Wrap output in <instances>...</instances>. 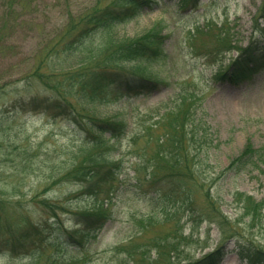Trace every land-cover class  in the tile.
<instances>
[{
    "label": "rangeland",
    "instance_id": "obj_1",
    "mask_svg": "<svg viewBox=\"0 0 264 264\" xmlns=\"http://www.w3.org/2000/svg\"><path fill=\"white\" fill-rule=\"evenodd\" d=\"M95 1L0 0V226L7 224L6 216L11 219L20 214L41 225L53 221L51 214L56 212L64 222L61 232L53 225L41 236L31 237V243L28 238L16 255L0 248V264L35 263L30 254L41 249L42 244L51 254L66 258L63 264H134L124 252L135 245L148 250L143 264H153L154 259L156 264H167L169 260L182 263L198 259L220 242L225 255L219 264H253L239 256L235 240L264 251V215L250 228L246 218L239 217L241 212L233 193L245 192L256 201L264 198V70L236 84L221 79L218 74L238 53L218 52L212 40L226 21L234 40L232 45L244 48L251 44L253 59L262 60L264 16L258 12L263 9L264 0H162L153 10L131 9L121 21L104 31L92 32L73 50L47 60L40 71L47 74L49 88L43 86L33 76L39 55L44 54L50 39L61 32L69 15H76ZM140 36L149 38L147 44L153 43L155 57L150 61L107 63L106 82L114 84L98 87L96 98L91 91L77 90L67 79L66 73L72 75L81 65L91 68L93 53L105 47L113 52L119 46L118 51L124 53L126 46L122 44L126 39ZM118 79L140 81L149 89L120 92L114 89ZM189 93L187 102L196 108L200 127L206 131L199 145H189L192 166L205 161L203 176L184 182L182 190L147 181L139 187L133 168L141 158L131 152V137L147 130L157 119V112L163 113L165 106ZM57 96L65 102V108L72 110L54 109L51 99ZM91 120L100 126L87 135ZM103 120H124L128 125L124 137L105 141L101 148L89 146L99 140L98 131L105 124L98 121ZM109 134H104L106 140ZM146 142L138 139L137 151ZM246 143L260 150L259 168L250 173H222ZM95 151L106 156L104 170L115 169L112 178L99 187L88 188L89 182L66 181L62 177ZM150 153L154 156L156 150ZM165 161H160L157 173L165 174ZM138 176L145 181L143 171ZM160 188L164 192L157 197L155 193ZM211 202L234 231L233 238L226 239L216 223L200 218L211 212ZM174 208L182 236L188 240L175 247L170 259L161 253L158 260L156 250L148 245L156 231L159 239L171 242V223L175 219L158 225L156 231L141 233L136 232L137 222L148 216L160 219L161 209L172 212ZM103 211L104 221L95 233L92 226L95 224L93 229H97L100 222L96 224L94 216L87 223L83 214L93 212L99 216ZM77 230L79 233L74 232ZM67 236L81 237L83 247L76 251ZM59 238L72 244L57 248Z\"/></svg>",
    "mask_w": 264,
    "mask_h": 264
},
{
    "label": "trees",
    "instance_id": "obj_2",
    "mask_svg": "<svg viewBox=\"0 0 264 264\" xmlns=\"http://www.w3.org/2000/svg\"><path fill=\"white\" fill-rule=\"evenodd\" d=\"M161 2L162 0H96L93 5L83 9L76 15H69L64 27L61 29V32L50 39L48 46L45 48L44 54L39 55L38 61L33 67V71L36 70V72L34 71L33 73L35 80L39 81L43 86L49 88L47 74H43V71H40L43 67H45L47 60H53L57 58L59 54L67 53L73 50L76 44L81 43L83 39L92 32L104 31L114 23L121 21L131 9L153 10L155 7H158ZM258 13L259 16H264V6L263 9L259 10ZM226 23L227 22L224 21L221 26L218 27V32H216V35L212 41L216 43L218 52H230L231 50H234L238 53L237 56L226 67V69L218 74V77H221V79H224L231 84H236L240 81L247 80L254 73L264 70V57L262 60L253 59L250 52L251 44L244 48L237 46L236 44L232 45L234 40H232L230 37L228 32L230 29L227 27ZM211 26H213L212 22ZM208 28L211 29L210 26H208ZM256 29L263 32V30H260L258 27H256ZM147 40H149V38L147 37L146 39L143 36L126 39V43L122 44L123 47L126 46L122 49L124 53H120V51H118V49H121V46L116 47L115 50L113 48V52H110L111 50H108L107 47H105L103 50L93 53V56L90 57V63L94 61L93 64H91L93 68H88L86 65H81L73 72L72 75L66 73V77L68 80H70V82H72L73 85L78 87L77 90H82L83 93L91 91V96L96 98V89L98 87L114 84V81L106 82L108 75L106 73L107 71H104V69L108 68L106 65L107 63H110V61H112V63H116L119 60L150 61L155 57L156 51L153 49V43L151 42L152 44H147ZM211 51L212 49L208 54H211ZM213 55H216V48ZM112 77L114 78L113 75ZM131 80L132 79H127L126 81L119 80L116 83L114 89L120 92L130 91L133 88L139 92L141 90L149 89V87L143 85L142 82ZM187 95H191V93L180 95L181 99L174 102L173 105L165 106L163 113H156L155 116L157 119L152 124L148 125L149 127L147 130H142L140 134H136V136L133 135L131 137V141L133 142L134 146V149H132L131 152H135V157L141 158L133 168V171L137 176L135 184L139 187L142 182L147 181L152 185H159L158 183H163L168 187H176V190H182L185 188L184 182H194L196 181L195 179L197 175L198 178L203 176L204 169L202 167L205 165V161L204 164L198 165L196 163L194 166H192L191 162L193 160V156L190 155L189 145H199L198 142H202L201 140L205 138L206 131L200 127L199 121L196 117V108H192L187 102ZM183 96L186 98H183ZM51 105L54 107V109L59 111H66V108L72 110L71 107L65 108V102L61 99V97L58 96L54 100L51 99ZM98 122L105 124V126L102 131H98L100 133L99 140L92 141L89 144V146L95 148H101L105 141L109 143L112 140H121L126 133V128L128 127L124 120H103ZM87 125L89 127V131L86 132L87 135H89L91 130H95V126H100V124H97V121L93 120H91V122ZM106 132L110 133L108 140L104 138V134ZM138 139L147 140L143 148L139 151H137L136 148ZM150 142H152V144L149 145ZM155 150L156 153L154 156H152L151 153L149 154V151ZM261 157L260 150L254 149L252 144L246 143L240 153L229 162L228 166L223 170L222 173H225L229 170L234 171L235 174H239L241 172L250 173L259 168L258 159ZM105 158V154L96 153V151L92 154L90 153L89 155H85L80 161L77 162V164H75L71 171L62 174V177L66 178V181L83 183L89 182L90 185L88 188H92L90 187L91 185L99 187L101 184H104L106 180L112 178V175L116 174L115 169L113 170L112 167H109L110 173L109 170L107 171L103 169V167L106 165L104 162ZM162 160H166L163 163L166 171L165 174L157 173L159 170V164L161 163L160 161ZM140 171L144 172L143 179L145 181H141V178H139L138 174ZM193 171L195 175H193ZM186 179H190L192 181H187ZM196 186H198V184H196ZM92 190L93 189H88V191ZM161 192H164L162 188L157 189L155 196L161 195ZM233 195H236V201L239 204L238 208L241 212L239 217L246 218L250 228H253L264 215V198L256 201L247 193L240 191H235ZM164 205L165 204L162 206ZM213 206L214 205L211 202V207L214 210L211 208L210 213L204 216L202 215L200 218H202V220L206 219L216 223V226L220 229L221 233L224 237H226V239L233 238L235 233L231 227H228L225 224L226 218H224L221 213H219ZM101 207L102 204H99L98 208ZM174 211L175 213H173ZM177 212L178 211H176L175 208L172 212L167 209H161L160 219L154 216H148L147 219L143 218L147 222H143V219L137 222L136 232L141 233L148 229L155 230L157 229L158 225L167 224L173 221V218L175 219V221L171 223L172 232L170 233L174 235L171 242H165L164 238L159 239V233L155 230L156 235L152 236L153 238L151 239V244L148 245L149 247H152L151 249L156 250L158 260H160L159 255L161 253L170 259L172 257L170 255L175 253V247L178 246L179 248L181 244H184V242L188 240V238L182 236V225L179 223V219H176ZM98 214L100 215L98 216L93 212L87 215H85V213L83 214V216L87 217V223L93 220L94 216V219L97 220L96 224H99L100 222V226L97 227V229H93L95 224L92 226V229L90 227L92 231L95 230V233L98 232L97 230H99V228L102 226L101 222H103L105 218L104 211ZM51 215L54 220L49 223L45 221L41 225L31 223L28 215L20 214L19 217L11 219L5 215L7 224L2 227L0 226L1 250H6L11 252L13 255H16L19 248L24 246V242H28V238L30 239L29 242L31 243V237H39L42 235V233H46L50 230L49 226L54 225V229L57 232H61L62 224L64 223L63 220L57 215L56 212H53ZM27 226H30V228ZM146 226L150 227L146 228ZM30 230L33 231L30 232ZM74 232L79 233V230ZM177 234L179 236H177ZM5 235L6 237H4ZM70 237L71 236H67L68 240L73 243V246L75 245L74 249L79 251L80 247H83L81 237L80 239H72V237L74 238V235L71 238ZM13 238L16 242L13 240ZM182 239L185 240L183 241ZM235 241H237V248H235V250H237L236 252L241 258L253 264H264V251L262 249H258L251 244H246L245 242H242V240L240 241V239V242L238 239ZM69 244L65 243L64 240L59 238L57 248L59 246L68 248ZM169 246H171L170 249L168 248ZM40 247L41 249L33 250L30 254L36 259V262H33L34 264H63L67 261L66 258H61L56 254H51L48 252L47 247L44 246V244H42V246L40 245ZM147 252L148 250L146 249V246H144L142 249L135 245L130 249L128 248V250H126L124 253L128 256L129 260L133 261L134 264H143ZM44 254H47L49 257L45 258ZM224 255L225 250L222 242H220V245H218L212 251L203 254L196 260L185 261L182 263H171L169 260L167 261V264H219ZM18 256L23 255L18 254ZM42 258H44V260ZM75 261L77 260H74L73 262ZM153 261H155L153 264H156L157 259H154ZM149 264H151L150 261Z\"/></svg>",
    "mask_w": 264,
    "mask_h": 264
}]
</instances>
